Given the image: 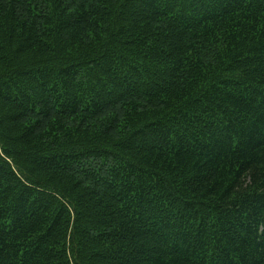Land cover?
<instances>
[{
  "label": "trees",
  "instance_id": "trees-1",
  "mask_svg": "<svg viewBox=\"0 0 264 264\" xmlns=\"http://www.w3.org/2000/svg\"><path fill=\"white\" fill-rule=\"evenodd\" d=\"M0 264H264V0H0Z\"/></svg>",
  "mask_w": 264,
  "mask_h": 264
}]
</instances>
